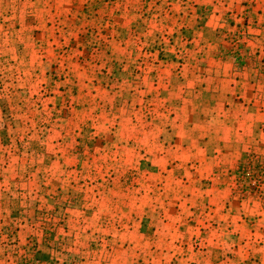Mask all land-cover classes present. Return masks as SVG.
Segmentation results:
<instances>
[{"label":"rangeland","instance_id":"1","mask_svg":"<svg viewBox=\"0 0 264 264\" xmlns=\"http://www.w3.org/2000/svg\"><path fill=\"white\" fill-rule=\"evenodd\" d=\"M218 1L225 10L231 0H0V185L9 188L0 199L23 217L0 222V264H97L121 211L151 228L141 264L175 263L151 255L148 224H157V172L170 168L159 154L175 149L161 139L162 113L204 53L205 7ZM235 32L225 29L226 54L242 65ZM129 91L141 123L130 135L143 139L116 146L107 136L122 130L96 126L121 120Z\"/></svg>","mask_w":264,"mask_h":264},{"label":"crops","instance_id":"2","mask_svg":"<svg viewBox=\"0 0 264 264\" xmlns=\"http://www.w3.org/2000/svg\"><path fill=\"white\" fill-rule=\"evenodd\" d=\"M205 9L211 24L199 42L204 53L184 79L176 78L181 89L169 92L173 100L162 113L168 120L161 124L167 131L161 139L175 149L159 154L160 160L170 161V168L157 172L162 183L153 207L157 224L148 223L154 231L151 255L175 257L173 264H264V196H242L235 178L253 154L264 160V0H231L225 10L218 1ZM225 29H244L242 65L226 54L231 43ZM126 95L121 120L96 126L122 130L107 136L116 146L143 139L130 135L141 123L133 121L128 107L137 94ZM2 169L0 165V177L6 175ZM2 189L9 188L0 185V195ZM130 205L116 200V208L128 213ZM6 209L0 199V222L23 219ZM132 214L121 211L114 217L113 226L120 228L103 237L108 247L97 254V264H116L121 257L141 264L151 228L144 226V217L138 220Z\"/></svg>","mask_w":264,"mask_h":264},{"label":"built area","instance_id":"3","mask_svg":"<svg viewBox=\"0 0 264 264\" xmlns=\"http://www.w3.org/2000/svg\"><path fill=\"white\" fill-rule=\"evenodd\" d=\"M244 33V29H238L232 38L233 48L238 54L237 59L241 61L245 51L242 42ZM236 178L243 196H264V163L260 159L254 156L249 158L237 171Z\"/></svg>","mask_w":264,"mask_h":264}]
</instances>
